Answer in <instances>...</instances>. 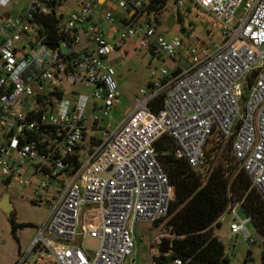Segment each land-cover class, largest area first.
<instances>
[{"label":"built area","instance_id":"2783aa9c","mask_svg":"<svg viewBox=\"0 0 264 264\" xmlns=\"http://www.w3.org/2000/svg\"><path fill=\"white\" fill-rule=\"evenodd\" d=\"M20 1L0 0V174L6 189L31 187L33 200L47 206L29 252L44 249L54 264H134L135 223L165 217L173 199L155 151L164 135L176 158L199 171L209 139H230L264 200V0H174L179 10L189 1L191 14L218 28L213 48L192 30L187 39L162 36L145 0H80L67 17L56 10L63 0H28L12 11ZM112 6L126 12L119 41L136 40L153 60L172 62L188 48L190 60L171 72L151 70L153 80L115 126L120 92L108 57L119 45L103 32L117 30ZM48 16L57 20L54 32ZM237 210L228 211L229 233L254 242L249 217ZM85 234L99 240L97 251L82 248Z\"/></svg>","mask_w":264,"mask_h":264},{"label":"rangeland","instance_id":"374dc122","mask_svg":"<svg viewBox=\"0 0 264 264\" xmlns=\"http://www.w3.org/2000/svg\"><path fill=\"white\" fill-rule=\"evenodd\" d=\"M28 0H21L11 7L14 12H20L26 6ZM80 0H63L61 6L56 10L64 14L65 17L78 11ZM119 17L126 15V12L119 9ZM121 13V14H120ZM118 18V17H117ZM158 32L169 39L175 36H182L180 27L185 31H193V35L198 42L208 47H215L220 41L221 35L218 28L212 27L211 23L203 22L194 14H189L187 9H177L174 0H166L165 6L157 14ZM183 37V36H182ZM195 39V40H196ZM116 48L108 57L115 68V79L120 92V103L111 111V118L115 126L123 117L124 110L131 106L135 95L140 88L146 87L150 80H153L150 72L162 67H166L170 72L173 62L169 59L153 60L147 50L141 48L136 40L116 41ZM189 58L184 56L181 64L187 65ZM75 90L79 93L90 94L92 86H70L67 91ZM3 176L0 174V199L4 194H9L12 203L11 217H8L0 209V264H15L21 256L29 264H54L49 258V254L44 249L34 248L29 252V248L36 236L37 228L48 215L45 203H36L33 200L31 187L18 186L15 192L6 189L2 183ZM236 214L240 218H245L244 214L237 210ZM234 214L224 213L221 218V227L216 229V233L225 246V253L229 260L227 264H262L261 249L263 237L257 232L251 221L245 224L246 230L253 235L255 241L248 240L245 232L237 235L229 233V223ZM155 225L149 222H137L134 225L135 262L134 264H154V256L159 255V244L162 238L171 240V234L165 229V222ZM24 224L25 226H19ZM82 248L89 252H95L99 248V240L85 234L80 239ZM248 252L251 259L246 261ZM38 257L41 260L38 261ZM21 262L24 264L26 261Z\"/></svg>","mask_w":264,"mask_h":264},{"label":"trees","instance_id":"16d2710c","mask_svg":"<svg viewBox=\"0 0 264 264\" xmlns=\"http://www.w3.org/2000/svg\"><path fill=\"white\" fill-rule=\"evenodd\" d=\"M165 3L166 0H151L145 4V9L158 14ZM46 22L54 32L56 18L48 16ZM52 32L47 39L54 38ZM161 101L162 96L151 104L153 112L158 111ZM173 148V141L165 135L155 145L158 160L174 186V198L167 215L154 223L159 225L167 219L165 229L172 236L170 251L154 256V264H177L176 260L181 264H227L229 258L216 229L221 227V216L234 205L249 217L263 237L261 261L264 264V200L248 175L239 168L231 152V140L217 134L209 139L202 171L176 158ZM250 259L248 252L246 261Z\"/></svg>","mask_w":264,"mask_h":264},{"label":"crops","instance_id":"0c3cea01","mask_svg":"<svg viewBox=\"0 0 264 264\" xmlns=\"http://www.w3.org/2000/svg\"><path fill=\"white\" fill-rule=\"evenodd\" d=\"M151 0H145V2L146 3H148V2H150ZM175 2V1H174ZM103 5V4H102ZM185 9H187V11L189 12V14L191 13L190 12V9H191V4H190V2L188 1L187 3H186V5H185V7H184ZM120 8H118V7H115V6H112V10H113V14H114V17H115V27H116V29L118 28H121L122 27V25H123V18H124V16H122V18H121V15H120V17H119V10ZM181 10V9H180ZM121 14V13H120ZM118 17V18H117ZM116 30V31H113L111 28H109L107 25H104L103 26V32H104V35L106 36V38L108 39V41L110 42V43H112V44H115L116 43V41L119 39V30ZM184 33L186 32H190V30L189 31H183ZM181 33H182V31H181ZM127 40H131V39H127ZM126 40V41H127ZM187 44L186 45H188L189 44V42L187 41L186 42ZM188 48H186L179 56H177V58L173 61V68L172 69H174V67L177 65V66H180V67H182V66H185V65H182L181 64V62H182V60H183V58H184V56H187L188 57V55H187V50ZM120 103V102H119ZM128 108L129 107H127L125 110H124V112L125 111H127L128 110ZM32 254H34V253H32ZM25 260V259H24ZM24 260H22V256L19 258V259H17L16 260V262H15V264H20L21 262H23ZM26 261V260H25ZM27 262V261H26ZM29 264V263H28Z\"/></svg>","mask_w":264,"mask_h":264},{"label":"water","instance_id":"95a60500","mask_svg":"<svg viewBox=\"0 0 264 264\" xmlns=\"http://www.w3.org/2000/svg\"><path fill=\"white\" fill-rule=\"evenodd\" d=\"M180 30L182 31V35L187 39L188 35L187 33L183 32L182 25L180 27ZM51 48H54V45L50 46ZM172 198H174V186H172ZM0 209L8 216L11 217L12 213V203L10 202V196L8 194H4L2 198L0 199ZM159 253H168L170 251V241L166 238L161 239V243L159 244L158 248ZM24 264H28V262H25Z\"/></svg>","mask_w":264,"mask_h":264}]
</instances>
